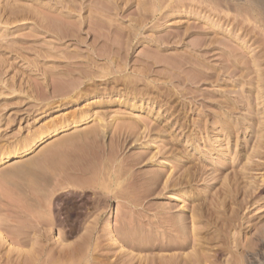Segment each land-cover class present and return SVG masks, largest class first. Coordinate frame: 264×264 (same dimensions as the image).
Masks as SVG:
<instances>
[{"label":"rangeland","instance_id":"374dc122","mask_svg":"<svg viewBox=\"0 0 264 264\" xmlns=\"http://www.w3.org/2000/svg\"><path fill=\"white\" fill-rule=\"evenodd\" d=\"M263 67L257 0H0V157L55 132L0 165V264L73 246L81 264H172L194 240L217 248L221 234L262 248ZM88 163L97 184L74 187Z\"/></svg>","mask_w":264,"mask_h":264},{"label":"bare ground","instance_id":"6f19581e","mask_svg":"<svg viewBox=\"0 0 264 264\" xmlns=\"http://www.w3.org/2000/svg\"><path fill=\"white\" fill-rule=\"evenodd\" d=\"M258 2H260V3H263L264 4V0H257ZM179 2V1H178ZM181 2H182V0H181ZM214 2V1H213ZM254 2V1H253ZM200 3V2H199ZM251 3H252V0H251ZM254 5V4H253ZM256 5H257V3H256ZM261 5V4H260ZM20 7V6H19ZM260 7V6H259ZM11 8V7H10ZM13 8V7H12ZM20 9V8H19ZM15 10V9H14ZM11 11V10H10ZM9 11V12H10ZM58 16H60V15H58ZM163 16V15H162ZM62 17V16H61ZM35 18V17H34ZM60 18V17H59ZM63 18V17H62ZM56 21V20H55ZM236 21V20H235ZM240 21V20H239ZM57 22V21H56ZM238 22V21H237ZM240 22H242V21H240ZM242 25H243V23H241ZM238 26H240V25H238ZM140 27V26H139ZM37 28V27H36ZM64 28V27H63ZM137 29V28H136ZM46 30V29H45ZM250 30H251V28H250ZM252 31V30H251ZM60 32V31H59ZM68 34V33H67ZM140 34V33H139ZM59 35V34H58ZM138 35V34H137ZM141 35V34H140ZM73 36V35H72ZM132 36H133V34H132ZM131 36V37H132ZM80 38V37H79ZM81 39V38H80ZM131 39V38H130ZM163 39V38H162ZM216 40V39H215ZM45 41V40H44ZM161 41V40H160ZM164 41V40H163ZM218 41V40H217ZM220 41V40H219ZM221 41H222V39H221ZM46 42V41H45ZM81 42H82V40H81ZM95 42V41H94ZM125 42V41H124ZM224 42H225V40H224ZM255 42H257V41H255ZM54 43V42H53ZM160 43H162V42H160ZM208 43V42H207ZM217 43V42H216ZM219 43V42H218ZM217 43V44H218ZM221 43V42H220ZM219 43V44H220ZM163 44H167V43H163ZM213 44V43H212ZM214 44H215V42H214ZM91 45H92V43H91ZM113 45V44H112ZM204 45V44H203ZM222 45L224 46V44L222 43ZM90 46V45H89ZM117 46V45H116ZM126 46V45H125ZM128 46H129V44H128ZM127 47V46H126ZM209 47V46H208ZM224 47H226V46H224ZM45 48V47H44ZM111 48V47H110ZM116 48V47H115ZM118 48H120V47H118ZM199 48H201V46L199 47ZM41 49V48H40ZM117 49V48H116ZM224 49V48H223ZM49 50H51V49H49ZM55 50V49H54ZM110 49H108V51H109ZM126 50H127V48H126ZM57 51V50H56ZM51 52H53V51H51ZM224 52H226V51H224ZM48 53H50V52H48ZM111 53V52H110ZM222 53V52H221ZM229 53H231V51L229 52ZM43 54V53H42ZM58 54V53H57ZM106 54H108V52L106 53ZM201 54H202V52H201ZM233 54V53H232ZM46 55V54H45ZM44 55V56H45ZM47 55H49V54H47ZM46 55V56H47ZM52 55V54H51ZM102 55V54H101ZM103 55H105V54H103ZM182 55V54H181ZM203 55V54H202ZM204 55H206V53L204 54ZM41 56V55H40ZM92 56V55H91ZM97 56V55H96ZM111 56V55H110ZM183 56H185V55H183ZM187 56V55H186ZM215 56V55H214ZM235 56V55H234ZM48 57H50V56H48ZM100 57V56H99ZM109 57V56H108ZM107 57V58H108ZM113 57H115V56H113ZM188 57V56H187ZM193 57V56H192ZM221 57V56H220ZM223 57V56H222ZM239 57H241V56H239ZM258 57H259V55H258ZM52 58V57H51ZM50 58V59H51ZM53 58H54V56H53ZM56 58V57H55ZM156 58V57H155ZM175 58V57H174ZM183 58V57H182ZM190 58V57H189ZM224 58V57H223ZM230 58V57H229ZM242 58V57H241ZM253 58H254V56H253ZM56 59H58V58H56ZM158 59V58H157ZM195 59V58H194ZM198 59V58H197ZM209 59V58H208ZM245 59V58H244ZM247 59V58H246ZM245 59V60H246ZM251 59V58H250ZM155 60V59H154ZM159 60V59H158ZM157 60V61H158ZM174 60V59H173ZM223 60V59H222ZM225 60V59H224ZM226 60H227V58H226ZM237 60V59H236ZM260 60V59H259ZM113 61V60H112ZM239 61V60H238ZM37 62V61H36ZM57 62V61H56ZM60 62V61H59ZM98 62V61H97ZM159 62V61H158ZM193 62H194V60H193ZM198 62V61H197ZM39 63V62H38ZM58 63V62H57ZM81 63V62H80ZM90 63V62H89ZM99 63V62H98ZM97 63V64H98ZM178 63V62H177ZM185 63V62H184ZM188 63V62H187ZM226 63V62H225ZM230 63V62H229ZM229 63H227V65L229 64ZM235 63V62H234ZM240 63V62H239ZM254 63V62H253ZM28 64H29V61H28ZM46 64V63H45ZM49 64V63H48ZM47 64V65H48ZM112 64V63H111ZM145 64V63H144ZM180 65H181V63H179ZM182 64H183V62H182ZM77 65V64H76ZM82 65V64H81ZM99 65V64H98ZM108 65V64H107ZM173 65V64H172ZM191 65V64H190ZM236 65H238L237 64V62H236ZM240 65V64H239ZM244 65V64H243ZM45 66V65H44ZM55 66V65H54ZM144 66V65H143ZM174 66V65H173ZM176 66V65H175ZM201 66V65H200ZM199 66V67H200ZM226 66V65H225ZM246 66V65H245ZM38 67V66H37ZM65 67V66H64ZM92 67V66H91ZM97 67V66H96ZM123 67V66H122ZM194 67V66H193ZM198 67V66H197ZM204 67V66H203ZM223 67V66H222ZM248 67V66H247ZM52 68V67H51ZM89 68V67H88ZM116 68V67H115ZM166 68V67H165ZM169 68V67H168ZM264 68V67H263ZM262 68V69H263ZM37 69V68H36ZM53 69H56V68H54L53 67ZM53 69H52V71H53ZM100 69V68H99ZM144 69V68H143ZM147 69V68H146ZM171 69H173V68H171ZM192 69V68H191ZM257 69V68H256ZM261 69V68H260ZM117 70V69H116ZM121 70V69H120ZM203 70V69H202ZM223 70V69H222ZM91 71V70H90ZM89 71V72H90ZM124 71V70H123ZM144 71V70H143ZM142 71V72H143ZM148 71V70H147ZM155 71V70H154ZM184 71V70H183ZM227 71V70H226ZM92 72V71H91ZM98 72V71H97ZM152 72V71H151ZM205 72V71H204ZM208 72V71H207ZM262 72V71H261ZM88 73V72H87ZM94 73V72H93ZM144 73V72H143ZM196 73V72H195ZM203 73V72H202ZM232 73V72H231ZM66 74V73H65ZM90 74H92V73H90ZM89 74V75H90ZM102 74V73H101ZM105 74V73H104ZM141 74V73H140ZM197 74V73H196ZM214 74H215V72H214ZM213 74V75H214ZM249 74V73H248ZM69 75H71V74H69ZM224 75V74H223ZM247 75V74H246ZM63 76V75H62ZM101 76V75H100ZM143 76V75H142ZM198 76V75H197ZM264 76V75H263ZM263 76L261 77V75H260V77L259 78H263ZM90 77H91V75H90ZM98 77V76H97ZM105 77V76H104ZM215 77V76H214ZM65 78V77H64ZM68 78H69V76H68ZM114 78V77H113ZM122 78V77H121ZM124 78V77H123ZM122 78V79H123ZM143 78V77H142ZM219 78V77H218ZM70 79V78H69ZM145 79V78H144ZM253 79V78H252ZM114 80V79H113ZM117 80V79H116ZM258 80V79H257ZM261 80V79H260ZM122 81V80H121ZM142 81H144V80H142ZM63 82V81H62ZM68 82V81H67ZM66 82V83H67ZM106 82V81H105ZM117 82V81H116ZM55 83V82H54ZM107 83V82H106ZM130 83V82H129ZM197 83V82H196ZM262 83V82H261ZM64 84V83H63ZM148 84V83H147ZM146 84V85H147ZM67 85H69V84H67ZM71 85V84H70ZM75 85V84H74ZM132 85V84H131ZM64 86V85H63ZM66 86V85H65ZM64 86V87H65ZM138 87V86H137ZM142 87V86H141ZM140 87V88H141ZM147 87V86H146ZM150 87V86H149ZM152 87V86H151ZM68 88V87H67ZM157 88V87H156ZM163 89V88H162ZM63 90H65V89H63ZM161 91V90H160ZM159 91V92H160ZM165 91V90H164ZM133 92V91H132ZM189 92V91H188ZM263 92V91H262ZM140 93V92H139ZM163 93V92H162ZM192 93V92H191ZM70 94V93H69ZM137 94V93H136ZM135 94V95H136ZM149 94V93H148ZM164 94H165V92H164ZM183 94V93H182ZM186 94V93H185ZM189 94V93H188ZM64 95V94H63ZM68 95V94H67ZM134 95V94H133ZM160 96V95H159ZM163 96H167V95H163ZM239 97V96H238ZM234 99V98H233ZM242 100V99H241ZM75 101V100H74ZM246 101V100H245ZM221 102V101H220ZM236 102V101H235ZM75 103H77L76 101H75ZM86 104H88L87 103V101L85 102ZM256 103V102H255ZM90 104V103H89ZM225 104V103H224ZM228 104V103H227ZM226 104V105H227ZM242 106V105H241ZM250 106V105H249ZM148 107V106H147ZM257 108V107H256ZM237 110V109H236ZM262 110V109H261ZM252 111V110H251ZM243 112V111H242ZM264 112V111H263ZM85 112L83 111V114H82V116L83 115H85L84 114ZM245 114H246V112H245ZM248 114V113H247ZM249 115V114H248ZM237 116V115H236ZM222 117V116H221ZM240 117H242V116H240ZM224 118V117H223ZM81 119H85L84 117H81ZM264 120V119H263ZM220 121V120H219ZM235 121V120H234ZM218 122V121H217ZM221 122V121H220ZM259 122V121H258ZM222 123V122H221ZM223 123H224V121H223ZM226 123H227V121H226ZM235 123V122H234ZM260 123H262V122H260ZM229 124V123H228ZM212 125H213V123H212ZM227 125V124H226ZM230 125V124H229ZM259 125V124H258ZM263 125V124H262ZM261 125V126H262ZM51 127V126H50ZM54 127V126H53ZM157 127V126H156ZM205 127V126H204ZM260 127V126H259ZM131 127H129V129H130ZM206 128V127H205ZM234 128V127H233ZM251 128V127H250ZM249 128V129H250ZM61 129V128H60ZM135 129V128H134ZM207 129V128H206ZM218 129V128H217ZM261 129V128H260ZM136 130V129H135ZM162 130V129H161ZM234 130H235V128H234ZM237 130V129H236ZM255 130V129H254ZM56 131V130H55ZM58 131V130H57ZM219 131V130H218ZM245 131V130H244ZM257 131V130H256ZM261 131V130H260ZM138 132V131H137ZM223 132V131H222ZM53 133H55L54 132V130L52 129V127L51 128H46L45 129V132H42V133H40L39 131H37V132H35V134H34V136H33V138L29 141V142H27V144L25 145V146H23V147H21V148H19L16 152H14V153H12V154H9V155H5V156H2V157H0V165L1 164H4V163H7V162H10V161H13V160H15V159H17V158H20V157H22V156H24V155H27L28 153H33V152H36L38 149H39V147H40V144H41V142H43V141H45V140H47L48 138H50L52 135H53ZM176 133V132H175ZM261 133V132H260ZM89 134V133H88ZM87 134V135H88ZM139 134V133H138ZM164 134V133H163ZM169 134V133H168ZM235 134V133H234ZM259 134V133H258ZM82 135H84V134H82ZM86 135V136H87ZM223 135V134H222ZM256 135V134H255ZM75 136V135H74ZM79 136V135H78ZM131 136V135H130ZM135 136V135H134ZM72 137V136H71ZM153 137V136H152ZM255 137V136H254ZM260 137V136H259ZM92 138V137H91ZM154 138V137H153ZM74 139V138H73ZM72 139V140H73ZM85 139V138H84ZM87 139V138H86ZM95 139V138H94ZM120 139V138H119ZM244 139V138H243ZM251 139V138H250ZM259 139V138H258ZM76 140V139H75ZM132 140V139H131ZM139 140V139H138ZM245 140V139H244ZM61 141V140H60ZM66 141V140H65ZM68 141H69V139H68ZM77 141V140H76ZM76 141H74V142H76ZM85 141V140H84ZM83 141V142H84ZM94 141V140H93ZM258 141V140H257ZM79 142V141H78ZM77 142V144H79ZM93 143V142H92ZM91 143V144H92ZM261 143V142H260ZM259 143V144H260ZM81 144V143H80ZM257 144V148L260 146H258V142L256 143ZM263 144V143H262ZM74 145H76V144H74ZM143 145V144H142ZM255 145V144H254ZM172 146V145H171ZM90 147V146H89ZM88 147V148H89ZM75 148L76 149H78L76 146H75ZM261 148V147H260ZM260 148H258V149H260ZM172 149V148H171ZM170 149V150H171ZM90 150V149H89ZM94 150V149H93ZM173 150V149H172ZM250 150V149H249ZM56 151V150H55ZM69 151H71V150H69ZM76 151H78V150H76ZM75 150H74V152H76ZM81 151V150H80ZM83 151V150H82ZM84 151H86V150H84ZM83 151V152H84ZM91 151V150H90ZM111 151V150H110ZM256 151V150H255ZM57 152V151H56ZM67 152V151H66ZM79 152V151H78ZM87 152V151H86ZM108 152V151H107ZM112 152V151H111ZM170 152V151H169ZM246 152V151H245ZM257 152V151H256ZM259 152V151H258ZM88 153V152H87ZM93 153V152H92ZM91 153V154H92ZM100 153V152H99ZM66 154V153H65ZM83 154H85V153H83ZM94 154V153H93ZM147 154V153H146ZM168 154V153H167ZM171 154H172V151H171ZM258 154V153H257ZM263 154V153H262ZM49 155V154H48ZM72 155V154H71ZM79 155V154H78ZM82 155V154H81ZM249 155V154H248ZM68 156V155H67ZM73 157H74V155H72ZM72 156H70L71 158H72ZM85 156V155H84ZM131 156V155H130ZM174 156V155H173ZM172 156V157H173ZM257 156V155H256ZM52 157V156H51ZM54 157H55V155H54ZM61 157V156H60ZM62 157H63V155H62ZM61 157V158H62ZM145 157V156H144ZM44 158V157H43ZM47 158V157H46ZM57 158V157H56ZM55 158V159H56ZM69 158V157H68ZM67 158V159H68ZM81 158V157H80ZM84 158V157H83ZM82 158V159H83ZM108 158V157H107ZM252 158V157H251ZM58 159V158H57ZM66 159V158H65ZM73 159V158H72ZM76 159H78V157L76 158ZM90 159V158H89ZM92 159V158H91ZM99 159V158H98ZM113 159H114V157H113ZM148 159V158H147ZM152 159V158H151ZM63 160V159H62ZM253 160V159H252ZM56 161V160H55ZM68 161H69V159H68ZM81 161V160H80ZM100 161V160H99ZM64 162V161H63ZM83 162V161H82ZM108 162V161H107ZM235 162V161H234ZM254 162V161H253ZM256 162V161H255ZM48 163V162H47ZM69 163H72V162H69ZM80 163V162H79ZM112 163V162H111ZM110 163V164H111ZM119 163V162H118ZM142 163V162H141ZM167 163V162H166ZM245 163V162H244ZM249 163V162H248ZM65 164H67L66 163V160H65ZM82 164V163H81ZM106 164V163H105ZM48 165V164H47ZM61 165V164H60ZM64 165V164H63ZM72 165V164H71ZM83 165H84V163H83ZM244 165V164H243ZM79 166V165H78ZM254 166V165H253ZM55 167V166H54ZM69 167H70V165H69ZM80 167H82V166H80ZM100 167V166H99ZM102 167V166H101ZM100 167V168H101ZM122 167V166H121ZM161 167V166H160ZM52 168H53V166H52ZM73 168H74V166H73ZM241 168V167H240ZM64 169V168H63ZM62 169V170H63ZM69 169V168H68ZM71 169V168H70ZM79 169V168H78ZM95 165L94 164H90V163H88L85 167H83V169L81 168L80 169V173H78L77 172V174L78 175H74L75 176V180L73 181L72 180V182L70 181H67V182H69L70 184H72L74 187L75 186H80L81 184H80V182H86V183H82L83 184V188H84V184L86 185V184H92L91 186L93 187V185L95 186V184H97L96 182H94V177H95V174H94V172H96L95 171ZM103 169V168H102ZM114 169V168H113ZM112 169V170H113ZM173 169V168H172ZM75 170V169H74ZM115 170V169H114ZM119 171V169H117L116 168V171ZM158 170V169H157ZM235 170V169H234ZM76 171V170H75ZM101 171V170H100ZM108 171V170H107ZM130 171V170H129ZM137 172V171H136ZM167 172V171H166ZM171 172H173V171H171ZM237 172V171H236ZM62 173H63V171H62ZM97 173H99V171L97 172ZM102 173V172H101ZM105 173V172H104ZM109 173V172H108ZM107 173V174H108ZM174 173V172H173ZM187 173H188V169H187ZM190 173V172H189ZM193 173V172H192ZM195 173V172H194ZM246 173V172H245ZM66 174H67V172H66ZM103 174V173H102ZM116 174V173H115ZM115 174H114V176H115ZM120 174V173H119ZM186 174V173H185ZM243 174V173H242ZM70 175H72V174H70ZM122 175V174H121ZM124 175V174H123ZM150 175V174H149ZM105 176V175H104ZM189 176H191L190 174H189ZM244 176H245V174H244ZM68 177V176H67ZM117 177V176H116ZM153 177H154V175H153ZM152 177V179L154 180V178ZM99 178V177H98ZM104 179H105V177H103ZM172 178V177H171ZM182 178V177H181ZM185 178V177H184ZM189 178V177H188ZM191 178V177H190ZM235 178H237V177H235ZM234 178V179H235ZM74 179V178H73ZM100 179V178H99ZM103 179V180H104ZM116 179H118V178H116ZM129 179V178H128ZM58 180V179H57ZM66 180V179H65ZM71 180V179H70ZM167 180V179H166ZM175 180V179H174ZM173 180V181H174ZM79 181V182H78ZM97 182H99L98 180H96ZM104 181H106V179L104 180ZM112 181V180H111ZM116 181V180H115ZM143 181H145V180H143ZM171 181H172V179H171ZM183 181V180H182ZM235 181V180H234ZM233 181V182H234ZM238 181V180H237ZM63 182V181H62ZM117 182H118V180H117ZM152 182V181H151ZM156 182H158V180H156ZM167 182V181H166ZM165 182V183H166ZM176 182V181H175ZM64 183V182H63ZM69 183H67V184H69ZM95 183V184H94ZM100 183V182H99ZM102 183V182H101ZM100 183V184H101ZM105 183V182H104ZM123 183V182H122ZM231 183H232V181H231ZM99 184V185H100ZM110 184H112V183H110ZM110 184H108L109 186H110ZM125 184V183H124ZM152 184V183H151ZM173 184V183H172ZM62 185V184H61ZM64 185V184H63ZM71 185V186H72ZM107 185V186H108ZM113 185V184H112ZM145 185V184H144ZM147 185V184H146ZM177 185V184H176ZM180 185V184H179ZM70 186V185H69ZM78 186V187H79ZM104 186V185H103ZM178 186V185H177ZM176 186V187H177ZM231 186V185H230ZM62 187V186H61ZM82 186H80V188H81ZM112 187V186H111ZM117 187V186H116ZM125 187V186H124ZM129 187V186H128ZM151 187V186H150ZM155 187V186H154ZM167 187V186H166ZM58 188V187H57ZM130 188V187H129ZM147 188V187H146ZM149 188V187H148ZM164 188V187H163ZM77 189V188H76ZM113 189L114 188H112V189H109V187H106V188H102V191H103V194L105 195V197L106 196H110V195H115V194H119V193H117L118 191H116L117 189L115 188V190L114 191H116V193L113 191ZM134 189V188H133ZM93 190V189H92ZM96 190V189H95ZM130 190H131V188H130ZM145 190H147V189H145ZM148 190H150V189H148ZM152 190V189H151ZM234 190H235V188H234ZM247 191V190H246ZM95 193H97V192H95ZM124 193H125V191H124ZM121 194H122V192H121ZM131 194V193H130ZM253 194V193H252ZM120 195V194H119ZM125 195H126V193H125ZM102 196V195H101ZM121 196V195H120ZM133 196H135V195H133ZM133 196H132V198H133ZM100 197V196H99ZM141 197V196H140ZM249 197V196H248ZM107 198H109V197H107ZM113 198V197H112ZM129 198H131V197H129ZM138 198V197H137ZM145 198V197H144ZM147 198V197H146ZM245 198V197H244ZM118 199V198H117ZM135 199V198H134ZM100 200V199H99ZM119 200V199H118ZM124 200V199H123ZM254 200V199H253ZM95 203V202H94ZM98 203V202H97ZM103 203V202H102ZM121 203V202H120ZM134 203H136V201L134 202ZM138 203V202H137ZM248 203V202H247ZM105 204V203H104ZM127 204V203H126ZM240 204V203H239ZM123 205V204H122ZM135 205H137V204H135ZM125 206V205H124ZM241 207H242V203H241ZM95 208V207H94ZM121 208H122V206H121ZM128 208L129 207H127V210H128ZM97 210V209H96ZM103 210V209H102ZM119 210V209H118ZM123 210V209H122ZM99 211V210H98ZM117 211V210H116ZM130 212V211H129ZM233 214V213H232ZM238 214V213H237ZM98 215V214H97ZM96 215V216H97ZM129 215V214H128ZM231 215V214H230ZM234 215V216H233ZM232 215V217L231 216H229V217H227V219H231V222H232V220H233V222H234V220L236 221L237 219V216L235 215V213ZM227 216V215H226ZM92 217H93V214H92ZM91 217V218H92ZM121 217V216H120ZM223 217V216H222ZM222 217L220 218V219H222ZM199 218H200V216H199ZM93 219H94V217H93ZM123 219V218H122ZM239 219V218H238ZM88 220V219H87ZM95 220V219H94ZM224 220H225V217H224ZM85 221V220H84ZM130 221V220H129ZM223 221V220H222ZM88 222V221H87ZM127 222V221H126ZM133 222V221H132ZM183 222V221H182ZM181 222V223H182ZM230 221H228V223H231ZM84 223V222H83ZM97 223H98V221L96 220V221H94V223H91V225L90 226H88V227H96V225H97ZM185 223V222H184ZM90 224V223H89ZM88 224V225H89ZM240 224V223H239ZM116 225H118V224H116ZM21 226H23V224L21 225ZM20 226V227H21ZM81 226H82V223H81ZM84 226V225H83ZM115 226V225H114ZM224 226H225V224H224ZM226 226H228V227H230L228 224L226 225ZM232 226V225H231ZM223 227V226H222ZM115 228V227H114ZM224 228V227H223ZM21 229H23L22 227H21ZM20 229V230H21ZM133 229H135V228H133ZM157 229H159V228H157ZM225 229V228H224ZM87 230V229H86ZM89 230V229H88ZM116 230V229H115ZM19 231V230H18ZM221 231V230H220ZM22 233V232H21ZM20 233V234H21ZM91 233V232H90ZM122 233V232H121ZM179 233V232H178ZM225 233V232H224ZM258 233V232H257ZM180 234V233H179ZM198 234V233H197ZM197 234H195L194 233V235H195V237H196V235ZM226 234V233H225ZM86 235H88V234H86ZM147 235V234H146ZM216 235V234H215ZM227 235V234H226ZM20 236V235H19ZM154 236V235H153ZM156 236V235H155ZM199 236V235H198ZM65 237V236H64ZM84 237H86V236H84ZM88 237H89V235H88ZM190 237V236H189ZM213 237V236H212ZM257 237V236H256ZM6 237L3 235V234H1L0 233V241H2V242H4V241H6V239H5ZM25 238V237H24ZM131 238H133V237H131ZM142 238V237H141ZM198 238V237H197ZM196 238V239H197ZM226 238L227 237H225V235H223L222 236V234H221V239H220V242H221V245H219L218 244V246H217V248H215L216 246H212L213 248H214V250H213V248H212V250L210 251V249H207V247H205L207 244L206 243H203L202 241H199L200 239H202V238H200V239H197V240H194V249L192 250L193 251V254L192 255H190L189 256V254H187L188 256L187 257H185V258H179V257H177L176 259H173L174 261H172V264H174V262H175V264H214L215 263V260H217L218 258H217V256H216V254H224V255H226V253L228 254L229 253V255H230V258H229V260H228V264H260L261 262H264V246L261 248V245L260 246H257V245H252L251 243H249V242H247V244L246 245H244V246H242V245H240L241 247H239V244H238V241H236L234 244H232V246L230 245V244H228L227 242H226ZM26 239V238H25ZM24 239V240H25ZM135 239V238H134ZM193 239V238H192ZM209 238L207 237L206 238V240H208ZM218 239V238H217ZM93 240V239H92ZM128 240V239H127ZM111 241V240H110ZM113 241V240H112ZM20 242V241H19ZM61 242V241H60ZM115 242V241H114ZM149 242V241H148ZM160 242V241H159ZM162 242V241H161ZM208 242V241H207ZM210 242V241H209ZM229 242V241H228ZM251 242V241H250ZM257 242V241H256ZM6 243V242H5ZM18 243V242H17ZM20 243H22V242H20ZM81 243V242H80ZM126 243H128V242H126ZM125 243V244H126ZM153 243V242H152ZM155 243V242H154ZM179 243V242H178ZM254 243V242H253ZM19 244V243H18ZM35 244V243H34ZM53 244V243H52ZM74 244V243H73ZM83 244V243H82ZM89 244V243H88ZM124 244V245H125ZM206 244V245H205ZM33 245V244H32ZM38 245V244H37ZM43 245V244H42ZM53 245H55V244H53ZM72 245V244H71ZM81 245V244H80ZM84 245V244H83ZM86 246H87V244H85ZM85 245H84V247H85ZM230 245V246H229ZM31 246V245H30ZM64 246V245H63ZM63 246L61 245L60 247H62L63 248ZM67 246V245H66ZM70 246V245H69ZM76 246V245H75ZM79 246V245H78ZM140 246V245H139ZM138 246V247H139ZM162 246V245H161ZM174 244H169V245H165L164 246V248L163 249H173L174 248ZM256 246V247H255ZM24 247V246H23ZM42 247V246H41ZM40 247V248H41ZM158 247V246H157ZM209 247V246H208ZM211 247V246H210ZM257 247H259L260 249H258ZM18 248V247H17ZM36 248H38V246L36 247ZM39 248V249H40ZM50 248V247H49ZM67 248H68V246H67ZM145 248V247H144ZM161 248V247H160ZM255 248V249H254ZM256 248L258 249V250H256ZM20 249V248H19ZM51 249V248H50ZM53 249V248H52ZM57 249V251L59 250L58 248H56ZM55 249V250H56ZM61 249V248H60ZM150 249V248H149ZM13 250V249H12ZM11 250V251H12ZM16 250V249H15ZM21 250H23V249H21ZM35 250V249H34ZM54 250V249H53ZM54 250V251H55ZM94 250V249H93ZM36 251V250H35ZM35 251H33V253H35ZM50 251V250H49ZM48 251V252H49ZM52 251V250H51ZM57 251H55V253L57 252ZM81 251H83L82 250V248L80 249V246L79 247H74L73 246V248L71 247V249H61L60 250V252H59V255H57L58 254V252L56 253V256L54 255L53 257H51L50 259H49V257H50V255L48 256V257H46L45 256V258L43 257V254L41 253V254H36L35 253V256L33 255V254H31V256H25V252L23 251V254L21 253V255H23V256H21V255H18V256H20L21 258L19 259V260H21V262H19L18 261V258H16L17 260H14V261H12V260H10L11 258H9V255H8V258L9 259H7L8 260V262L6 263V261L4 262L5 264H65L66 262H64V261H67V262H69V260L71 261V264H81V256H82V253H81ZM151 251V250H150ZM167 251V250H166ZM16 252V251H15ZM19 253H20V251H18ZM38 252H40L39 250H38ZM43 252V251H42ZM85 252V251H84ZM87 252V251H86ZM85 252V253H86ZM91 252H93V251H91ZM31 253V252H30ZM50 253V252H49ZM210 253H212V254H210ZM18 254V253H17ZM94 254V253H93ZM37 255V256H36ZM52 255H53V253H52ZM51 255V256H52ZM86 255V254H85ZM24 256H25V258H24ZM92 256V255H91ZM185 256V255H184ZM16 257V256H15ZM55 257V258H54ZM57 257V258H56ZM88 257V256H87ZM2 258V257H1ZM94 258V257H93ZM161 258V257H160ZM160 258H158V259H160ZM169 258V257H168ZM22 259H24V260H22ZM162 259H163V257H162ZM161 259V260H162ZM171 259V258H170ZM85 260V259H84ZM88 260V259H87ZM166 260V259H165ZM1 261V260H0ZM92 261V260H91ZM218 261V260H217ZM216 261V262H217ZM2 262V261H1ZM64 262V263H63ZM119 262V261H118ZM166 262V261H165ZM3 263V262H2ZM92 263V262H91ZM108 262H106L105 264H107ZM110 263V262H109ZM114 263V262H113ZM160 263H162V262H160ZM97 264V263H96ZM115 264V263H114ZM119 264V263H118ZM168 264V263H167Z\"/></svg>","mask_w":264,"mask_h":264}]
</instances>
